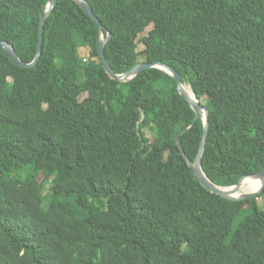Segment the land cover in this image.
<instances>
[{
	"label": "trees",
	"instance_id": "trees-1",
	"mask_svg": "<svg viewBox=\"0 0 264 264\" xmlns=\"http://www.w3.org/2000/svg\"><path fill=\"white\" fill-rule=\"evenodd\" d=\"M84 1L103 39L111 34L113 73L161 62L206 98L212 183L264 169V0ZM49 2L0 0V41L25 64ZM99 41L74 0H57L34 67L0 45V264H264V190L240 201L202 186L186 160L197 157L202 115L160 69L112 79Z\"/></svg>",
	"mask_w": 264,
	"mask_h": 264
},
{
	"label": "water",
	"instance_id": "water-1",
	"mask_svg": "<svg viewBox=\"0 0 264 264\" xmlns=\"http://www.w3.org/2000/svg\"><path fill=\"white\" fill-rule=\"evenodd\" d=\"M79 6L80 8L87 14L89 15L90 18H92L99 26V31H100V41L98 43V53H99V57L100 60L105 68L106 73L114 80H118L120 82H128L131 81L132 79H134L135 77H137L141 72L150 69V68H157L160 69L164 72H166L167 74L171 75L176 81H177V93L181 96H183L188 103L190 104L191 108L194 110L195 114H196V119L195 121H197L198 119H200L201 115H202V121H203V125H204V131H203V138H202V142L197 154V157L195 159V161L192 163L191 161L187 160L188 166L190 167V169L192 170L195 178L200 182V184L202 186H204L207 190H209L210 192L219 195L220 197L227 199V200H240V201H245L247 199L250 198H257L259 197V195L262 193V191L264 190V169L262 171H260L258 174L256 175H250V176H245L243 178L240 179V181L232 187H220L215 185L214 183H212L208 177L205 175V173L202 170V154L205 148V144H206V138H207V134H208V126H209V109L208 107L204 106L202 103L199 102V100L195 97V102H193L192 100L189 99L188 95L185 93V91L183 90V82H182V78L181 75L175 71L173 68L167 66L164 63L161 62H156V63H139L138 65H136L135 67H133L132 69L128 70L127 72L121 74V75H117L115 73H113L112 69L110 68V65L106 59L105 56V44L107 43V41L109 40V38L111 37V34L108 33L107 34V38L103 39V26L101 25L99 19L95 16V14L93 13L92 8L90 7V5L84 1V0H74ZM57 3V0H50L49 4H48V9L46 14L43 16V18L41 19L40 22V31H39V41H38V46H37V50H36V54H35V58L33 60V62L29 63V64H25L23 63L19 57L16 54V51L14 49V47L8 43L5 42H1L0 41V45L3 46L4 51L7 53V55L9 56V58L18 66L20 67H24V68H31L34 67L38 61V59L41 56L42 53V43H43V24L45 19L48 17V15L50 14V12L54 9L55 5ZM189 129V127L185 128L184 131H187ZM183 153V152H182ZM183 156L185 157V154L183 153ZM249 177H260L262 180V184L259 187V189L256 192H249V193H243L241 196L239 197H231L228 196L225 192V189H230V188H239L240 184L242 183L243 180L249 178Z\"/></svg>",
	"mask_w": 264,
	"mask_h": 264
},
{
	"label": "rangeland",
	"instance_id": "rangeland-1",
	"mask_svg": "<svg viewBox=\"0 0 264 264\" xmlns=\"http://www.w3.org/2000/svg\"><path fill=\"white\" fill-rule=\"evenodd\" d=\"M148 30H146L145 33L142 34V38L144 39L142 42H140L138 44V48H137V53L139 55V58L141 61L144 60L145 56L147 55L148 53V49H149V43L147 40H145V38L147 37V34H148ZM80 56L84 59L88 58L89 56V50L88 48H83L80 50ZM79 77L82 78V73L79 74ZM202 104L206 107L209 106V103L207 102L206 98H203L202 99ZM146 135L148 138L151 139V133L149 130H146ZM52 185V182L51 180H46L43 182L42 185H39L38 188L40 189V194H42L44 197L47 196L48 192H49V189ZM243 192H245L243 189H242ZM259 200V203L261 205L262 208H264V205H263V202H262V199L261 198H258ZM46 205V203H44V206ZM247 215V210L246 208L238 215V217L236 218V222H239L240 220H242L245 216Z\"/></svg>",
	"mask_w": 264,
	"mask_h": 264
},
{
	"label": "bare ground",
	"instance_id": "bare-ground-1",
	"mask_svg": "<svg viewBox=\"0 0 264 264\" xmlns=\"http://www.w3.org/2000/svg\"><path fill=\"white\" fill-rule=\"evenodd\" d=\"M183 90L188 95L189 99L195 102L196 99L194 93L191 90V87L188 85H184ZM261 184H262V180L260 177H249L242 181L239 188L225 189V192L228 196L239 197L243 193L256 192L261 186ZM242 189L245 192H243Z\"/></svg>",
	"mask_w": 264,
	"mask_h": 264
}]
</instances>
